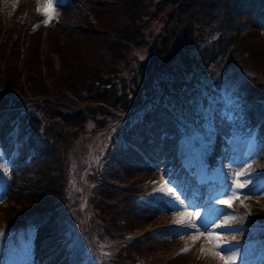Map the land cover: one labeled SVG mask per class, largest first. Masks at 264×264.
<instances>
[{"label": "rangeland", "instance_id": "1", "mask_svg": "<svg viewBox=\"0 0 264 264\" xmlns=\"http://www.w3.org/2000/svg\"><path fill=\"white\" fill-rule=\"evenodd\" d=\"M156 1L149 0L150 5ZM56 5V0H0V89L40 100L26 104L29 121H13L18 137L40 132L65 145L52 172L64 186L56 213L74 250L72 263L264 264V159L250 152V132L228 140L223 164L214 172L209 174L202 163V156L216 147L210 119L215 99L230 102L231 109L237 101H264V31L251 29L249 35L230 40L204 35L189 39L175 55L182 67L171 66L169 72H159L153 65L157 61L146 59L153 38L145 31L144 46L133 53L140 66L126 72L131 79L121 86L122 93L130 89L131 101L106 107L105 90L119 94L120 86L107 89L101 80L91 83L63 65L48 27L57 16ZM87 17L94 22L89 12ZM158 17L151 16L150 24ZM150 85L155 97L188 126L181 143L193 169V189L184 181L186 191H181L160 172L126 180L108 170L109 142L124 123L143 117L148 105L141 104L151 97ZM230 111L227 116L232 117ZM4 118L7 111L0 109V120ZM88 139L92 144H82ZM14 163V156L0 153V264H34L29 243L15 236V224L6 214L13 204L7 196ZM128 183L138 200L162 197L170 210L144 222L143 229L123 231L113 223L112 199ZM134 239L146 245L143 256L126 247Z\"/></svg>", "mask_w": 264, "mask_h": 264}, {"label": "trees", "instance_id": "2", "mask_svg": "<svg viewBox=\"0 0 264 264\" xmlns=\"http://www.w3.org/2000/svg\"><path fill=\"white\" fill-rule=\"evenodd\" d=\"M56 1L57 16L50 25V35L59 45L58 57L77 76L90 78L91 83L99 79L107 89L125 85L131 79L126 72L133 59L140 66L133 53L134 48L144 46L145 31H151L153 38L147 48L145 44V57L149 63L159 62V72H169L171 66L181 68L176 52L199 35L230 40L233 35H249L251 29L264 31V0H158L153 6L149 0ZM88 12L94 22L88 19ZM151 16H159L153 24H150ZM170 54L171 61L162 65V58ZM149 88L148 94L153 96L155 87ZM11 93L0 89V109L7 111V118L0 120V147L7 157L14 155L16 159L10 168L13 173L7 196L13 204L8 205L6 214L27 242L30 241L34 264H73L68 233L56 213L62 205L59 202L64 186L52 172L65 154V145L47 140L40 132L18 137L12 120L29 121L26 104H39L40 100ZM106 93L109 99L103 101L109 104L131 101L129 92L122 93V89L119 94L115 90H105ZM10 98H19V102H11ZM146 101L141 105H146ZM236 103L233 109L224 101L215 103L212 117L219 129L218 144L206 157L212 169L221 163L224 142L252 130L255 138L251 152L264 159V101ZM227 110H231L232 117L227 116ZM34 117L39 120L38 116ZM182 132V123L167 105H151L145 111V119L127 121L116 133L118 139L112 144L108 170L113 177L126 180L160 172L172 185L185 191L182 185L190 181L191 171L185 162ZM89 139L82 144H92ZM120 193L112 199V218L114 225L123 231L132 232L170 210L164 198L147 196L143 201L138 200L130 183ZM126 247L137 256H143L146 250L140 240Z\"/></svg>", "mask_w": 264, "mask_h": 264}, {"label": "bare ground", "instance_id": "3", "mask_svg": "<svg viewBox=\"0 0 264 264\" xmlns=\"http://www.w3.org/2000/svg\"><path fill=\"white\" fill-rule=\"evenodd\" d=\"M199 176H200V178H201V174H199ZM202 178H203V176H202ZM206 182H207V181H205V182H201V183L204 184V183H206ZM190 184L192 185V188H191V189H193V188H194V185H195V182H194L193 179L190 180Z\"/></svg>", "mask_w": 264, "mask_h": 264}, {"label": "water", "instance_id": "4", "mask_svg": "<svg viewBox=\"0 0 264 264\" xmlns=\"http://www.w3.org/2000/svg\"><path fill=\"white\" fill-rule=\"evenodd\" d=\"M135 65H136V63H135V62H133V63H132V67H134Z\"/></svg>", "mask_w": 264, "mask_h": 264}]
</instances>
